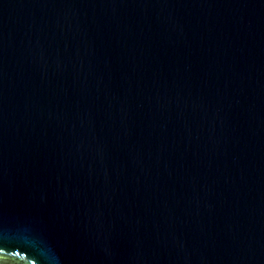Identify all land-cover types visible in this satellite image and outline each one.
Returning a JSON list of instances; mask_svg holds the SVG:
<instances>
[{
    "label": "water",
    "instance_id": "1",
    "mask_svg": "<svg viewBox=\"0 0 264 264\" xmlns=\"http://www.w3.org/2000/svg\"><path fill=\"white\" fill-rule=\"evenodd\" d=\"M0 251L264 264V0H0Z\"/></svg>",
    "mask_w": 264,
    "mask_h": 264
},
{
    "label": "flooded vegetation",
    "instance_id": "2",
    "mask_svg": "<svg viewBox=\"0 0 264 264\" xmlns=\"http://www.w3.org/2000/svg\"><path fill=\"white\" fill-rule=\"evenodd\" d=\"M1 264H30L23 257L0 251Z\"/></svg>",
    "mask_w": 264,
    "mask_h": 264
}]
</instances>
